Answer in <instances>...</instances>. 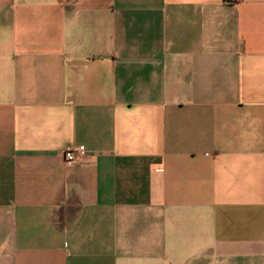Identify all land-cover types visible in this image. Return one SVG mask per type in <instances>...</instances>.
<instances>
[{
  "label": "crops",
  "instance_id": "crops-1",
  "mask_svg": "<svg viewBox=\"0 0 264 264\" xmlns=\"http://www.w3.org/2000/svg\"><path fill=\"white\" fill-rule=\"evenodd\" d=\"M0 264H264V0H0Z\"/></svg>",
  "mask_w": 264,
  "mask_h": 264
},
{
  "label": "built area",
  "instance_id": "built-area-1",
  "mask_svg": "<svg viewBox=\"0 0 264 264\" xmlns=\"http://www.w3.org/2000/svg\"><path fill=\"white\" fill-rule=\"evenodd\" d=\"M227 4H233L237 0H225ZM68 164H83L89 160V152L85 145L69 147L62 152Z\"/></svg>",
  "mask_w": 264,
  "mask_h": 264
}]
</instances>
